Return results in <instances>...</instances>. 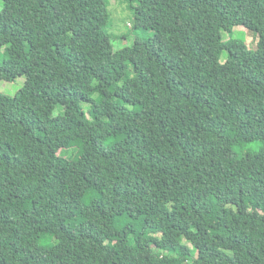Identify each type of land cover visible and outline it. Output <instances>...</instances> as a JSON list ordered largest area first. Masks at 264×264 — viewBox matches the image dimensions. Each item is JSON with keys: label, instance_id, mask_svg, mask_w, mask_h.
Wrapping results in <instances>:
<instances>
[{"label": "trees", "instance_id": "trees-1", "mask_svg": "<svg viewBox=\"0 0 264 264\" xmlns=\"http://www.w3.org/2000/svg\"><path fill=\"white\" fill-rule=\"evenodd\" d=\"M111 1L0 0V264H264V0Z\"/></svg>", "mask_w": 264, "mask_h": 264}, {"label": "rangeland", "instance_id": "rangeland-1", "mask_svg": "<svg viewBox=\"0 0 264 264\" xmlns=\"http://www.w3.org/2000/svg\"><path fill=\"white\" fill-rule=\"evenodd\" d=\"M127 3H120L116 0H112L110 2V10L111 14L113 16L115 25H116V30L118 33L122 32H132L131 27V22H132V11L130 9L128 10ZM232 38L236 40L242 41L246 47L253 51L256 49V44H257V36L249 31H246L243 27L237 26L232 30L231 36L224 34L223 39L227 40ZM226 58V53L224 52L222 54V60H225ZM24 83V77H18L14 82L7 83V82H1L0 83V91L4 95L3 100L0 101V110L5 109L9 101L6 99L10 96H13L22 86ZM161 254L160 256H162Z\"/></svg>", "mask_w": 264, "mask_h": 264}]
</instances>
